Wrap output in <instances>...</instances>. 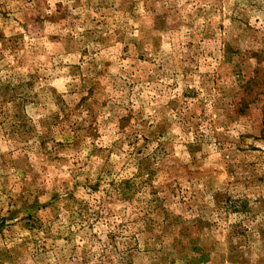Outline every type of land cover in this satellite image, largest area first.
<instances>
[{
    "label": "rangeland",
    "instance_id": "374dc122",
    "mask_svg": "<svg viewBox=\"0 0 264 264\" xmlns=\"http://www.w3.org/2000/svg\"><path fill=\"white\" fill-rule=\"evenodd\" d=\"M0 264H264V0H0Z\"/></svg>",
    "mask_w": 264,
    "mask_h": 264
}]
</instances>
